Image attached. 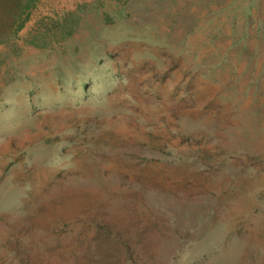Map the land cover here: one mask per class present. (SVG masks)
<instances>
[{
	"label": "rangeland",
	"instance_id": "obj_1",
	"mask_svg": "<svg viewBox=\"0 0 264 264\" xmlns=\"http://www.w3.org/2000/svg\"><path fill=\"white\" fill-rule=\"evenodd\" d=\"M31 15L0 45V264H264V0Z\"/></svg>",
	"mask_w": 264,
	"mask_h": 264
},
{
	"label": "trees",
	"instance_id": "obj_2",
	"mask_svg": "<svg viewBox=\"0 0 264 264\" xmlns=\"http://www.w3.org/2000/svg\"><path fill=\"white\" fill-rule=\"evenodd\" d=\"M38 0H0V45L17 38Z\"/></svg>",
	"mask_w": 264,
	"mask_h": 264
},
{
	"label": "bare ground",
	"instance_id": "obj_3",
	"mask_svg": "<svg viewBox=\"0 0 264 264\" xmlns=\"http://www.w3.org/2000/svg\"><path fill=\"white\" fill-rule=\"evenodd\" d=\"M178 4V3H177ZM225 31V30H224ZM222 33V32H221ZM207 35V34H206ZM196 37V36H195ZM192 42H194V41H192ZM209 62V61H208ZM203 64V63H202Z\"/></svg>",
	"mask_w": 264,
	"mask_h": 264
},
{
	"label": "crops",
	"instance_id": "obj_4",
	"mask_svg": "<svg viewBox=\"0 0 264 264\" xmlns=\"http://www.w3.org/2000/svg\"><path fill=\"white\" fill-rule=\"evenodd\" d=\"M31 18H32V15H31Z\"/></svg>",
	"mask_w": 264,
	"mask_h": 264
}]
</instances>
